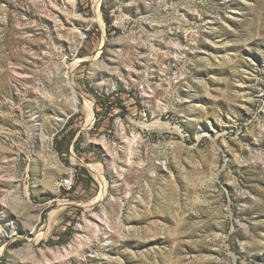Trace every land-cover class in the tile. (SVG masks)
<instances>
[{
  "label": "rangeland",
  "instance_id": "rangeland-1",
  "mask_svg": "<svg viewBox=\"0 0 264 264\" xmlns=\"http://www.w3.org/2000/svg\"><path fill=\"white\" fill-rule=\"evenodd\" d=\"M0 264H264V0H0Z\"/></svg>",
  "mask_w": 264,
  "mask_h": 264
},
{
  "label": "bare ground",
  "instance_id": "bare-ground-1",
  "mask_svg": "<svg viewBox=\"0 0 264 264\" xmlns=\"http://www.w3.org/2000/svg\"><path fill=\"white\" fill-rule=\"evenodd\" d=\"M72 101H73V105H72V107H73V111H75V109L77 108V104H78V100H77V98L76 97H74L73 99H72ZM158 126V125H157ZM161 126V125H160ZM163 127V126H162ZM158 128H159V126H158ZM161 129V128H160Z\"/></svg>",
  "mask_w": 264,
  "mask_h": 264
},
{
  "label": "built area",
  "instance_id": "built-area-1",
  "mask_svg": "<svg viewBox=\"0 0 264 264\" xmlns=\"http://www.w3.org/2000/svg\"><path fill=\"white\" fill-rule=\"evenodd\" d=\"M62 185L63 186H70V185H72V182H70V180H64Z\"/></svg>",
  "mask_w": 264,
  "mask_h": 264
}]
</instances>
